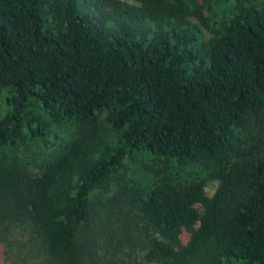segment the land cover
Masks as SVG:
<instances>
[{"label": "trees", "instance_id": "trees-1", "mask_svg": "<svg viewBox=\"0 0 264 264\" xmlns=\"http://www.w3.org/2000/svg\"><path fill=\"white\" fill-rule=\"evenodd\" d=\"M132 1L0 0V264H264V0Z\"/></svg>", "mask_w": 264, "mask_h": 264}, {"label": "rangeland", "instance_id": "rangeland-1", "mask_svg": "<svg viewBox=\"0 0 264 264\" xmlns=\"http://www.w3.org/2000/svg\"><path fill=\"white\" fill-rule=\"evenodd\" d=\"M123 1H127V2H130V3H134L132 0H123ZM0 105H1V102H0ZM217 188H218V182H211L208 185L207 189H206L207 194L209 196H213L215 194Z\"/></svg>", "mask_w": 264, "mask_h": 264}]
</instances>
